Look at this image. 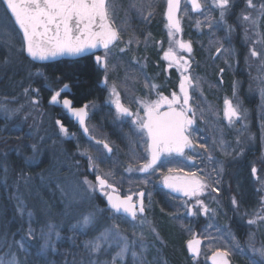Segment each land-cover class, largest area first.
<instances>
[{"label": "rangeland", "instance_id": "1", "mask_svg": "<svg viewBox=\"0 0 264 264\" xmlns=\"http://www.w3.org/2000/svg\"><path fill=\"white\" fill-rule=\"evenodd\" d=\"M108 2L115 27L121 33V42L112 51L111 60L117 59V66L113 63L109 66L108 74L113 79L109 87L114 84L118 90L135 91H157L163 87L159 80H155L157 72L151 78L143 75L145 68L142 59L146 50L153 46L149 36L143 37L148 35L144 28L151 22L154 25L153 30L160 32L155 46L159 51L160 66L165 73L174 72L178 88L180 71L175 66L169 68L167 62L162 59L164 51L169 47L168 28L164 20L166 0ZM201 2L203 15L193 14L188 6L185 14L183 3L179 14L183 28L180 38L193 44L190 36L196 33L197 44L203 43L202 47L194 48L192 45L190 56L188 53H178L190 59V73L198 83V87L190 89V104L196 109L195 127L199 135L196 130L193 134L199 142L207 145L209 152L204 151L207 157L210 153L213 159L217 157L224 163H240L248 153L257 150L258 146L260 152L251 157L249 162L250 167L257 168V177L252 186L253 198L247 201L249 203L241 206L237 196L227 193V206L236 223L245 229L244 234L236 235L231 229L233 227L228 225V215L223 216L220 211L217 215L215 208H212L214 212L209 216L194 215L178 228L185 238L184 248L194 233L198 232V237L202 238L201 258L192 260L194 264H203V260H207L208 256L217 250L229 251L228 258L234 264H239L242 260H245V264H252V260L259 261L260 257L258 253H253L250 245L257 249L264 247V219L257 218L258 214L264 215V98L261 96V88L264 87V61L259 57H251L250 50L255 47L257 51L264 52V18H257V12L247 7L246 0H230L229 9L223 19L219 9L211 8L212 0ZM254 2L259 5L264 0ZM249 13L257 19L255 27L242 20V15ZM4 15L5 10L0 4V18ZM209 23L211 27L208 26ZM9 24L13 28L12 34H0V82L3 81L0 91L4 93L0 95V106L24 107L21 112L10 118L9 114L0 108V259L9 251V245L22 241L24 250L17 254V259L22 264H81L82 261L96 258L89 257L85 244L115 225L118 226L120 237L126 238L137 253L135 261L129 253L120 264H140L142 258L148 264H169L162 255L164 243L151 216L144 217V223H141L139 217L136 221L128 223L108 216L98 203L99 190L93 191L85 183L87 180L94 185L89 179L86 167L87 147L82 142H75L77 150L74 153L68 152L65 144L67 136L61 134L58 125L51 130L44 117H41L42 111L38 105L33 106L30 103L31 100H37L30 92H37L32 89L28 78L30 77L32 82L40 71L29 67L28 63L20 59L23 55L21 37L11 21ZM129 39H132L133 43L127 46L126 51L120 52L119 49L125 47ZM221 46L222 50L217 55V48ZM136 47L142 49V59L138 56ZM237 73L240 76H237ZM6 74L9 76H4ZM153 84L157 86L155 89L150 87ZM60 88L61 86L50 88L51 95ZM25 89H28L27 94ZM8 91H11V94L6 95ZM225 99L239 105L242 119L229 124L224 117ZM250 101L253 102V108L248 106ZM253 123L258 129V142ZM91 131L95 134L93 129ZM20 135L29 139L26 142H23L22 138L9 142L10 136L18 138ZM220 141H223L222 145ZM10 144L15 147L23 144L22 149L15 153V161L19 165H13V171L12 165L7 163L4 155L5 147ZM33 145L37 146L36 151H33ZM5 164L9 167L7 178L3 172ZM178 173L180 172L173 175ZM214 173L219 176L223 174L220 163L215 167ZM215 196L216 194H212L209 198L205 195L201 199L211 207L217 205L213 200ZM233 198L237 201L236 205L232 204ZM169 204H175V211L181 215L188 212L186 202ZM7 212L9 218L6 224H14L16 227L9 235L8 231L4 232L5 228L1 227V215ZM29 212L32 213L31 217L28 216ZM89 213L96 214L94 226L81 229L79 222ZM178 213L176 216H181ZM250 219H255L256 223L249 224ZM29 226L33 229L32 238L27 235ZM49 226L52 228L51 244L55 251L48 248L41 253L44 243L41 234L47 233ZM78 239L81 251L77 255L71 253L68 258L65 256L68 251L65 253L63 246L65 243L73 245ZM118 244L122 245L123 239L110 240L108 245H105V250L99 254V259L104 264L119 250ZM12 251H16L14 246Z\"/></svg>", "mask_w": 264, "mask_h": 264}, {"label": "snow or ice", "instance_id": "2", "mask_svg": "<svg viewBox=\"0 0 264 264\" xmlns=\"http://www.w3.org/2000/svg\"><path fill=\"white\" fill-rule=\"evenodd\" d=\"M182 3L184 4L185 14H187L188 5L191 6V12L203 15L204 11L201 0H167L166 3L169 47L164 51L162 59L167 62L169 68L175 66L180 71L179 93L173 91L169 97L157 92L156 99L141 98L136 101L139 104V109L133 112L129 107L121 103L115 85L113 84L111 87V96L115 97L114 104L117 117H133L131 123L136 126V131L141 137L146 136L144 149L147 155L137 157L136 153L133 152L132 159L136 163L143 159V163H139L136 168L129 164L126 169L129 172L133 170L144 174L155 172L157 165L161 164L162 157L176 155L191 160L192 156L186 153V149L195 151L199 147L204 149L205 152H209L206 144H195L191 138L192 126L196 119V109L190 104L192 99L190 89L194 90L198 87V83L194 81L190 73V59L178 54L188 53L190 56L192 53L191 41H185L180 38V34L183 32L179 15L182 11ZM246 3L249 9L257 12V18H264V2L257 5L254 0H246ZM0 4L5 6V15L0 18V34L5 36L12 34L13 28L10 26L9 21L18 26L22 32L23 48L32 60L48 61L65 55L85 57L91 53L94 56L96 65L104 71V84H108L109 62L112 50L121 42V33L115 27L108 0H0ZM229 6L230 0H212L211 4V8L219 9L221 19L228 11ZM242 20L249 22L253 27L257 24V19L253 18L250 13L242 15ZM208 26L211 27V24L209 23ZM145 42L147 43V38ZM132 43L133 40L129 39L127 45L120 48L119 51H126L127 46ZM100 49L104 50L103 55L96 54L97 50ZM221 50L222 46L217 48V55L220 54ZM250 56L259 57L264 61V52L257 51L255 47L250 50ZM221 72H223V69H221ZM150 87L155 89L157 86L153 84ZM67 89L68 85L65 84L62 89L54 91L49 103L53 105L62 103V107L76 119L84 134L88 135L89 128L86 123L88 105L75 108L70 99H62V93H66ZM27 93L28 89H25V94ZM261 96L264 98V87L261 88ZM30 103L33 106H37L39 101L31 100ZM23 107L24 105H20L18 108H10L7 105L0 106L5 113L9 114V118L21 112ZM140 109H142L143 115H140ZM224 117L229 124L242 119L239 105H234L231 100L225 99ZM25 119H27V116H25ZM56 124L62 134L65 136L70 135L68 129L60 120H57ZM89 139H94V137L89 136ZM95 143L98 145L102 144L103 149L107 153H112L113 150L107 142L96 139ZM220 144L222 145L223 141H220ZM32 147L33 151L37 150L36 145ZM97 151L99 152V149ZM4 155L7 156V153ZM88 159L90 166L93 165L94 158L89 156ZM207 159L209 161L213 160L210 153ZM178 171H182V169L168 168V174H162L163 186L171 190V192L181 193L188 200L194 201L193 206L188 208L189 215L203 214L209 216L214 210L205 204L201 197L210 195V192H215L218 196L219 189L212 186L209 182L210 177L207 175H200L196 171H185L183 176L173 175V173ZM3 172L5 178H7L9 167L6 164L3 167ZM252 173L255 175V168L252 169ZM85 183L93 191L98 188L101 194L106 196L109 209L114 215H123L130 218L131 221H136L139 217L141 223L145 222L144 192L141 191L121 197L117 188L100 175L96 176V185H92L87 180ZM215 183H219V181L217 180ZM134 195L138 196L139 199L134 200ZM232 204H237L235 198L232 199ZM185 207H187V204H185ZM193 208L196 211H193ZM98 211L102 212L103 210ZM31 215L32 213L29 212L28 216L31 217ZM95 218V213L84 215L79 222V226L81 229L94 226ZM257 218L264 219V215L258 214ZM248 223L255 224L256 220L250 219ZM51 233V226H49L47 233L42 232L41 239L44 243L41 246V253L48 248H52L55 251L51 244ZM27 235L28 238H32L33 229L31 226H29ZM120 239H123V244L117 245L119 250L107 264H120L129 253L135 261L137 257L136 251L132 249L126 238L120 237L118 226L114 225L112 229H106L100 236L85 244L89 257L96 256V258L82 261L81 264H104L99 259V254L105 250V245H108L110 240ZM134 243L135 241L132 242V244ZM201 244L202 239L196 234H193V238L187 241V248L193 257L200 255ZM13 246L16 249L15 252L12 251ZM8 247L9 251L4 254L3 259H0V264H22L17 259V254L24 250L23 242H14V245H9ZM250 247L253 253H258L260 257L259 261L252 260V264H264V247L259 249L255 248L254 245H250ZM229 255L230 253L227 250L215 251L211 256L212 264H230L227 259ZM140 264H148V262L142 258Z\"/></svg>", "mask_w": 264, "mask_h": 264}, {"label": "flooded vegetation", "instance_id": "3", "mask_svg": "<svg viewBox=\"0 0 264 264\" xmlns=\"http://www.w3.org/2000/svg\"><path fill=\"white\" fill-rule=\"evenodd\" d=\"M98 54L103 55V51L99 52ZM84 58H91L94 69L98 73V86L101 89L100 92L101 94L97 95L94 99H91L85 103L76 105L71 99L73 95L72 94L73 91L71 87L68 86L66 93H62L61 98L70 99L72 101L73 107L75 108H80L83 107L84 105H88L87 108L88 118L86 120V123H87V127L89 128V134L87 136H84L82 134L78 126L66 114V111L62 107V103L57 105H53V104L51 105L57 110H59L60 113H63L67 119V123L69 124V126H65V127L68 129L70 135L67 136L66 142L72 145H77L75 142L77 143L82 142L83 145L87 147L86 148L87 152L85 154H86V161L88 166L86 167L88 168L90 181L94 185H96L95 178L97 175L106 178L109 181V183H111L113 186L117 188L121 197L127 196L129 194L138 193L141 191L144 192L145 193L144 206L146 209L144 217H147L148 216L147 212L153 206V201L155 200L156 196L158 197L162 196L164 197V199L165 197H169V199L174 198L177 201L176 203L186 202L188 208L192 207L193 206L192 200H188V198L186 197L177 198L169 193V191L163 186L162 174L166 175V172L170 167L182 169V171H179L180 173H178L177 176H183V173L185 171H196L200 175L209 176L210 177L209 182L212 184V186L219 189L218 196L217 193L210 192V195L216 194L215 196L216 199L214 198L213 200L216 201L217 203V205L215 206L212 205L210 208L211 209L215 208L218 212L216 213L217 215H219V211L221 215L223 214V216L225 214L228 215V225L230 227H233L231 229L236 232V235L244 234L245 229L241 227L240 224L236 223L235 219H233L232 217L229 206H227V193L229 192V194L232 193L231 195L237 196L241 206L248 201V199L245 198L243 200L242 194H243V189L246 191L247 190L252 191L253 189L252 187L253 182L257 177V168L250 167L249 162L251 157H253L254 155L257 156L259 154L260 152L259 146L257 150L248 153L240 163L234 165L230 163H224L221 159H217V157L214 158L212 161H209L207 159V156L204 154V149L197 147L195 151H190V150L186 151L187 154H190L192 156L191 160L185 159L184 157L173 155L171 157H162L161 164L157 165L155 172L144 174V173H139L135 170L131 172L127 171L126 169L129 167V164H132L133 168H136L139 166V163H143V159H140L139 163H136L132 159V153L135 152L137 157H144L147 155L144 149V141L146 140V136L141 137L140 134L136 131V126L131 123L133 117H121V118L117 117L115 104H114L115 97L111 96V88L109 87L112 84L113 79L109 77L108 74L109 82L107 85H105L103 82L104 71L102 68L96 65L94 56L89 55ZM116 61L117 59L111 60L110 57L109 66L111 63L117 66ZM117 69L118 67L116 68V70ZM237 76L240 75L237 73ZM163 77L166 79L170 78V73L169 72L165 73ZM63 86H61L60 89H62ZM128 86L132 87L131 85ZM116 91L119 94V99L121 103L129 107L133 112H136L139 109V104L136 101H138L141 98L156 99L157 92L163 95H167L169 97L171 96V93L173 91L179 93L178 88L177 90H172L170 88H163V89L161 88L157 91L155 90L135 91L132 89H127V90L116 89ZM140 115H143L142 109H140ZM253 120L255 121L254 114H253ZM195 126L196 125L194 123L192 126L191 138L193 139V142L195 144H200L202 142H199L193 134V131L196 130L197 135H199L198 129ZM252 126L257 135V142H258V136H259L258 129L255 126V123H253ZM92 129L95 131V134L91 131ZM62 135L65 136L64 134ZM89 136L94 137V139H89ZM96 139L107 142L113 150L112 153L111 154L107 153V151L103 149L102 144L99 145L96 144L95 143ZM97 149H99V152L97 151ZM89 156H92L94 158V163L91 166L88 159ZM219 163L223 171V174L221 176L214 173L215 167L218 166ZM210 168H213L214 170L209 172ZM253 168L256 169L255 175H253L252 173ZM201 170L203 171L201 172ZM211 173L215 175L214 178L212 177ZM217 180L219 181V183H215V181ZM210 195H208L209 198ZM138 199H139L138 196L134 195V200H138ZM97 200L101 202L100 205L105 209L106 214L108 216H112L115 219L123 220L128 223L134 222V221H130L129 218L123 215L120 216L114 215L112 211L107 207L106 196L102 195L100 191L98 192ZM193 211H195V208H193ZM201 216H203V214H201ZM186 217L191 219L194 217V215H189L187 212ZM196 234L197 236H199L198 232Z\"/></svg>", "mask_w": 264, "mask_h": 264}, {"label": "trees", "instance_id": "4", "mask_svg": "<svg viewBox=\"0 0 264 264\" xmlns=\"http://www.w3.org/2000/svg\"><path fill=\"white\" fill-rule=\"evenodd\" d=\"M147 23V22H146ZM153 23L148 22L146 24V28L144 30L148 35H144L143 37L149 36L151 40L153 41V46H151L148 50H146V54L144 55L142 59L143 52L141 48L137 49V54L142 59L143 61V75L146 78H151L152 75H155L157 72V77L155 80H159L160 83H162V89L163 88H170L172 90H177L176 86V78L175 74L173 71L169 72L170 73V78H164L163 76L165 75V72L163 71V68H161L160 63L161 61L159 60V51L156 49V42L159 40V30L154 29ZM152 28V29H151ZM138 29V27H137ZM136 30V27H135ZM134 31V30H133ZM143 31V34L145 33ZM143 39V38H142ZM190 39L193 42V47H202L203 43L200 45L197 44L198 42V37L196 36V33H192L190 36ZM135 48V49H136ZM20 59L24 63H28L29 67L36 68L40 71V74L37 75L33 81L31 82L30 77L28 78V82L31 83L32 89L36 90L37 93L30 92L31 96H34L37 98L39 101L38 107L42 111V116L45 119V123L51 128V130L57 126L56 121L60 120L64 126H69L67 123V119L64 116L63 113H60L59 110L54 108L52 105L49 104L50 101V95H51V89L53 86H62L67 84L68 86L71 87L73 91V95L71 99L73 100L74 104H82L85 103L91 99H94L97 95L101 94V89L98 86V73L94 69V66L92 64L91 58H83L80 60L76 61H66V60H61V61H56L53 63H48L44 65H35L32 62H30L24 55L20 56ZM8 74L4 75L7 76ZM9 76V75H8ZM166 79V80H165ZM157 81V82H159ZM3 81L0 82L2 84ZM1 89V88H0ZM11 91H8L6 95L11 94ZM4 94L2 91H0V95ZM248 106L251 108L254 107L253 102L250 101L248 102ZM44 123V124H45ZM2 123H0V126ZM56 128V127H55ZM13 134V133H12ZM23 142H26L27 136L25 135H20L18 138H13V136H10L9 142L11 141H16L17 139H21ZM21 140V141H22ZM13 143V142H12ZM66 144V149L70 153H74L77 148V145H70L68 142ZM15 145H8L5 147L4 151L7 153L6 160L8 161L7 163L11 166L12 165V171L15 170V167L13 165H19L15 161V153L17 151H20L23 147V144L20 146ZM78 147V146H77ZM213 168L209 169V172L213 171ZM11 171V172H12ZM212 177L214 178L215 175L212 174ZM253 193L252 191H246L243 189V200L245 199H252ZM156 196V195H155ZM176 199L169 197H155V200L153 201V206L148 210L147 215L148 217L151 216L152 221L155 223V226L157 228L159 237L164 243V248L162 250V255L165 257L167 262L169 264H194L192 260L196 261L198 258H201V255H199L198 258L193 259L190 258L187 254V250L184 248V236L179 230V226L182 225V223L187 222L190 220V218L186 217V215H181L178 212H176V208L174 207L175 204L171 205L169 203H176ZM98 203L100 204L101 202L98 200ZM246 205V204H243ZM9 212V210H8ZM8 212L2 216L1 215V227L5 228L4 232L8 231V235L12 234V232L16 229L14 224H9L7 225V219L9 218ZM181 216H176V214ZM6 219H5V218ZM239 237V236H238ZM77 238V237H76ZM79 239L73 244V245H65L63 246V249L68 251L65 256L69 258L70 254L73 253L74 255H77L81 250L79 249V244L78 242ZM203 260V259H202ZM203 264H207L206 260H203ZM231 264H234L230 260ZM245 260L240 261L239 264H245ZM201 264V263H200Z\"/></svg>", "mask_w": 264, "mask_h": 264}, {"label": "water", "instance_id": "5", "mask_svg": "<svg viewBox=\"0 0 264 264\" xmlns=\"http://www.w3.org/2000/svg\"><path fill=\"white\" fill-rule=\"evenodd\" d=\"M166 3H167V0H166ZM2 6H3V8H4V10H5V6L2 4ZM188 7L190 8V11H191V6L190 5H188ZM193 14H199V13H194V12H192ZM9 15H10V13H9ZM13 20H14V18H12ZM164 20H165V22H166V25H167V21H166V5H165V10H164ZM14 25V24H13ZM14 27H15V29L17 30V32L19 33V35H20V37H21V41H22V45H23V40H22V32L19 30V28H18V26H16V25H14ZM101 51H104L103 49H100V50H97V52H96V54H98L99 52H101ZM23 55L30 61V62H32L33 64H35V65H44V64H48V63H53V62H56V61H61V60H66V61H74V60H78V59H81V58H84V57H73V56H68V55H65V56H61V57H57V58H55V59H50V60H48V61H39V60H32L31 59V57H29L28 55H27V52H26V50H24V48H23ZM89 55H92L91 53L90 54H88V55H86V56H89ZM85 56V57H86ZM178 90H179V87H178ZM50 104V103H49ZM51 105V104H50ZM65 110V109H64ZM66 111V110H65ZM66 114L74 121V123L78 126V128L81 130V132H82V134L84 135V136H87V135H85L84 134V132H83V129L81 128V126L79 125V123L76 121V119L74 118V117H72L71 116V114L70 113H68L67 111H66ZM186 151H187V149H186ZM176 156V155H175ZM95 181H96V178H95ZM167 189V188H166ZM168 191H169V193L172 195V196H174V197H177V198H184V196L181 194V193H175V192H171V190H169V189H167ZM139 198V197H138ZM106 203H107V199H106ZM107 207L109 208V206H108V204H107ZM128 218V217H127ZM129 220L131 221V219L129 218ZM194 234H196V233H194ZM197 235V234H196ZM193 238V237H192ZM191 238V239H192ZM201 246H202V244H201ZM186 250H187V254H188V256L190 257V258H193V259H196V258H198V257H193V255L191 254V252L188 250V248H187V244H186ZM214 253V252H213ZM213 253L212 254H210L209 256H208V258H207V260H206V262H207V264H212V260H211V256L213 255ZM227 259L229 260V258L227 257ZM229 262H230V260H229ZM230 264H231V262H230Z\"/></svg>", "mask_w": 264, "mask_h": 264}, {"label": "bare ground", "instance_id": "6", "mask_svg": "<svg viewBox=\"0 0 264 264\" xmlns=\"http://www.w3.org/2000/svg\"><path fill=\"white\" fill-rule=\"evenodd\" d=\"M247 203H249V202H245L246 205H247Z\"/></svg>", "mask_w": 264, "mask_h": 264}]
</instances>
